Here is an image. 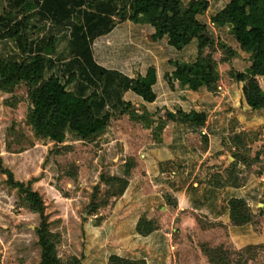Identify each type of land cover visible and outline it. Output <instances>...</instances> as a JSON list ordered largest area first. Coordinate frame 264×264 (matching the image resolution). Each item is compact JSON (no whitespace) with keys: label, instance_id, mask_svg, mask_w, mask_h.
Returning a JSON list of instances; mask_svg holds the SVG:
<instances>
[{"label":"rangeland","instance_id":"rangeland-1","mask_svg":"<svg viewBox=\"0 0 264 264\" xmlns=\"http://www.w3.org/2000/svg\"><path fill=\"white\" fill-rule=\"evenodd\" d=\"M206 1L209 43L199 54L215 65L214 79L188 93L170 89L169 54L129 21L131 0L92 9L89 0H0V59L27 63L54 38L45 78L74 74L67 91L95 94V115L108 116L102 133L65 131L55 144L30 122L36 86L0 83V264H41V228L60 264H264V107L245 105L236 74L250 54L229 27H216ZM15 24L19 35L2 39ZM197 54L192 46L174 58L192 63ZM150 66L159 81L147 106L130 82ZM181 103L203 124L174 115Z\"/></svg>","mask_w":264,"mask_h":264},{"label":"trees","instance_id":"trees-1","mask_svg":"<svg viewBox=\"0 0 264 264\" xmlns=\"http://www.w3.org/2000/svg\"><path fill=\"white\" fill-rule=\"evenodd\" d=\"M108 1L112 0H89L87 7L92 9L95 4ZM208 7L206 0H190L186 4L182 0H131L129 4V21L147 26L151 30L150 39L163 44L169 54L166 61L169 72L164 79L171 90L173 84H178L182 91L197 92L214 79L215 65L202 60L199 54L209 43L207 26L201 19ZM33 9V4L27 2L21 11L27 14ZM212 22L218 28L229 27L234 43L250 54L248 67L244 72H238L236 79L243 84L245 105L254 110L264 107V94L258 81V78L264 79V0H228ZM19 33L20 26L15 24L1 38H16ZM54 43L55 39L50 38L43 54L33 56L24 64L0 59V83L12 86L23 82L36 86L32 93L30 122L42 139L61 144L65 131L80 139L92 138L106 129L108 116L95 115L91 105L96 99L95 94L82 98L67 91V86L75 81L74 74L64 83L53 75L45 78L46 57L54 52ZM192 46L198 52L194 62L183 63L174 58ZM156 85V68L150 66L131 80L130 93L142 103L154 105L157 100ZM174 115L195 125H202L205 120L203 114L193 109L187 112L180 109ZM174 115L168 114L167 117L173 119ZM29 196L35 204H39L35 194ZM243 203L240 200V204ZM38 210L41 212V206ZM38 235L41 264H60L53 255L43 228L38 230Z\"/></svg>","mask_w":264,"mask_h":264},{"label":"crops","instance_id":"crops-1","mask_svg":"<svg viewBox=\"0 0 264 264\" xmlns=\"http://www.w3.org/2000/svg\"><path fill=\"white\" fill-rule=\"evenodd\" d=\"M217 0H214V3H215V11L214 12H218L223 6H224V4L223 3H221V2H216ZM99 3H102V2H99ZM202 19V21H204V19L203 18H201ZM208 20V19H207ZM141 28H144V30L150 35L151 34V30L147 27V26H144V25H142L141 26ZM217 32H219V33H223V30H218ZM161 44V43H160ZM161 47L163 48V51H164V53H166L165 52V50H164V47H163V44H161ZM168 59V58H167ZM167 65V64H166ZM246 67H248V65L246 66ZM168 68V67H167ZM168 72H169V68H168ZM139 73V72H138ZM140 73H143V72H140ZM156 74H157V72H156ZM159 81V78H158V75H157V82ZM156 91H157V85H156ZM188 93H190L189 91H188ZM132 95V94H131ZM133 96V95H132ZM134 97V96H133ZM135 98V97H134ZM137 99V98H136ZM138 100V99H137ZM138 101H140V100H138ZM141 102V101H140ZM142 103V102H141ZM142 104H144V103H142ZM145 105H147V106H152V105H148V104H145ZM180 106H181V109L183 110V111H185V112H187L188 110H190V109H192V108H188V107H185L182 103L180 104ZM190 207V206H189ZM197 207V208H196ZM191 209H193V210H196V212H199V213H202V214H205V215H207L209 218H211V219H214V218H212L213 216H212V209L211 208H208L207 207V209L208 210H206V208H201V204H199V203H197V205L193 202L192 203V206L190 207ZM210 209V210H209ZM208 211H210V212H208Z\"/></svg>","mask_w":264,"mask_h":264}]
</instances>
